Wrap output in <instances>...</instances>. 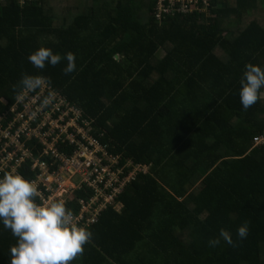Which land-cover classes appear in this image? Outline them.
<instances>
[{"label": "trees", "instance_id": "obj_1", "mask_svg": "<svg viewBox=\"0 0 264 264\" xmlns=\"http://www.w3.org/2000/svg\"><path fill=\"white\" fill-rule=\"evenodd\" d=\"M63 1L65 15L55 0L0 2V116L23 75L45 76L43 98L57 92L112 151L148 166L119 207L85 225L92 239L70 264H264V149L254 146L264 88L247 110L239 101L245 65L264 67V0H212L214 17L163 20L155 0ZM42 46L73 52L76 70L65 75V60L33 67L27 57ZM16 240L0 224V264Z\"/></svg>", "mask_w": 264, "mask_h": 264}, {"label": "built area", "instance_id": "obj_2", "mask_svg": "<svg viewBox=\"0 0 264 264\" xmlns=\"http://www.w3.org/2000/svg\"><path fill=\"white\" fill-rule=\"evenodd\" d=\"M14 1L23 5L39 0ZM214 8L212 0H155L153 14L157 20L194 12L207 18L214 17ZM47 89V84L30 92L23 89L0 116V177H24L20 171H28L31 177L26 180L38 185V204L63 199L78 226L93 224L108 206L119 207L118 195L148 166L144 164L145 171L143 164L138 167L124 153L112 151L101 141L104 130H97L63 97L49 91L43 98ZM254 146L264 149V131L255 137ZM82 190L89 196L76 198ZM69 203L78 206L76 212Z\"/></svg>", "mask_w": 264, "mask_h": 264}, {"label": "clouds", "instance_id": "obj_3", "mask_svg": "<svg viewBox=\"0 0 264 264\" xmlns=\"http://www.w3.org/2000/svg\"><path fill=\"white\" fill-rule=\"evenodd\" d=\"M27 59L38 69H43L46 63L55 66L65 60L66 65L62 68L65 75L76 70V56L70 51L61 56L42 46ZM47 83L48 78L42 75L25 74L20 80L27 92ZM239 83V101L242 110H247L260 99L264 67L246 64ZM39 196L35 181L16 173H5L0 177V224L17 237L16 244L9 249L10 264H70L84 252V245L91 241L93 233L85 226H78L63 199L38 204L36 198ZM248 231L247 222L241 224L236 231L237 238L245 239ZM220 236L235 246L230 234L221 230ZM208 243L214 247L220 240L213 238Z\"/></svg>", "mask_w": 264, "mask_h": 264}, {"label": "rangeland", "instance_id": "obj_4", "mask_svg": "<svg viewBox=\"0 0 264 264\" xmlns=\"http://www.w3.org/2000/svg\"><path fill=\"white\" fill-rule=\"evenodd\" d=\"M55 3H56V7L58 8V10L60 11L59 13H61V14H63V15H65V14H67L66 13V9H65V7H67L66 5V3L67 2H64L63 0H55ZM69 9V8H68ZM259 10H262V9H259ZM257 14L260 16V17H264V10H262V11H257ZM53 93V95L55 96V97H57V96H60V97H62L60 94H58L57 92H52ZM138 164V163H137ZM144 165V164H143ZM138 167H139V164L137 165ZM145 166V165H144ZM137 167V168H138ZM144 170L146 171V166L144 167ZM75 180H77V177H75L74 178V181Z\"/></svg>", "mask_w": 264, "mask_h": 264}, {"label": "water", "instance_id": "obj_5", "mask_svg": "<svg viewBox=\"0 0 264 264\" xmlns=\"http://www.w3.org/2000/svg\"><path fill=\"white\" fill-rule=\"evenodd\" d=\"M118 56L117 55H115V58H117Z\"/></svg>", "mask_w": 264, "mask_h": 264}]
</instances>
